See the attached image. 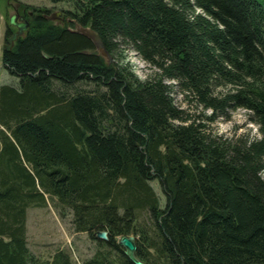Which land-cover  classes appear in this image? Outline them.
<instances>
[{"label": "trees", "instance_id": "obj_1", "mask_svg": "<svg viewBox=\"0 0 264 264\" xmlns=\"http://www.w3.org/2000/svg\"><path fill=\"white\" fill-rule=\"evenodd\" d=\"M51 1L71 3V24L109 54L125 45L153 70L140 79L123 60L106 63L87 35L34 7L1 56L19 86L0 85V264H30L27 209L48 198L96 240L82 264H133L117 244L130 233L145 264H264L263 5ZM173 84L199 116L176 105ZM239 108L259 137L207 131ZM51 261L73 264L63 250Z\"/></svg>", "mask_w": 264, "mask_h": 264}, {"label": "rangeland", "instance_id": "obj_2", "mask_svg": "<svg viewBox=\"0 0 264 264\" xmlns=\"http://www.w3.org/2000/svg\"><path fill=\"white\" fill-rule=\"evenodd\" d=\"M264 7V0H258ZM21 14L25 15L28 22L36 8H47V16L55 24L65 25L74 30L91 29L88 26L71 24L72 19L67 13L73 10L71 3L67 1L52 2L51 0H0V85L9 84L15 87L19 86V79L12 75L1 61L3 48L7 44L6 30L10 28L13 32L17 28L8 23L9 16L17 8ZM80 32V31H79ZM96 52L101 55L106 63L124 61L131 67L133 73L140 79H144L153 69L141 59L136 52L130 48L121 45L113 55L107 54L95 47ZM107 51V50H106ZM175 83V80H166ZM81 88H92V84L81 82L76 85ZM172 96L177 106L185 107L191 116H199L200 108H196L193 102L185 103L182 95L178 91V86L173 84ZM208 113L207 111H205ZM244 109L230 111L227 116H220L211 123H207V131L224 137L245 135L248 138L259 137L258 127L252 122ZM264 180V169L261 172ZM156 192L160 204L163 207L166 203V196L162 189L159 179L154 178L150 181ZM133 234V233H130ZM129 235V234H127ZM134 235V234H133ZM26 237L27 245L31 253L30 264H52V257L57 250L67 252L73 264H82L85 259L90 258L97 250V242L87 232L74 231L71 224V215L65 216L59 214L54 202L49 198L47 204L42 207H29L26 213ZM135 237V235H134ZM96 238V237H95ZM98 239V238H96Z\"/></svg>", "mask_w": 264, "mask_h": 264}, {"label": "water", "instance_id": "obj_3", "mask_svg": "<svg viewBox=\"0 0 264 264\" xmlns=\"http://www.w3.org/2000/svg\"><path fill=\"white\" fill-rule=\"evenodd\" d=\"M20 19H24L23 22H20V23L17 22V13L16 12H14L13 14H11L9 16L8 23L10 25L15 26L17 28V30L14 31L12 33V35L8 37L7 44L5 45V48H4L5 50H10L14 40H16V38L18 36L25 34L27 31L28 24H29L28 20L23 18V16H20ZM75 31H80V32L84 33L85 35H87L92 40V42L94 43L96 48L103 50L107 54V51H106L100 37L98 36V34L94 30H92V29L87 30L85 28V29H80V30H75ZM95 237L98 239H101V240H107L108 239L107 231H105V230L96 231ZM117 244L119 247L122 248L125 256L133 264H145L135 254L136 242H135V237L133 234L120 236L118 241H117Z\"/></svg>", "mask_w": 264, "mask_h": 264}, {"label": "flooded vegetation", "instance_id": "obj_4", "mask_svg": "<svg viewBox=\"0 0 264 264\" xmlns=\"http://www.w3.org/2000/svg\"><path fill=\"white\" fill-rule=\"evenodd\" d=\"M13 8H17V10L15 11L17 13V22H19V23L23 22L24 19H20V16H23V18H25L27 20L26 16L21 14V12L17 6H15Z\"/></svg>", "mask_w": 264, "mask_h": 264}, {"label": "bare ground", "instance_id": "obj_5", "mask_svg": "<svg viewBox=\"0 0 264 264\" xmlns=\"http://www.w3.org/2000/svg\"><path fill=\"white\" fill-rule=\"evenodd\" d=\"M49 18V17H48ZM72 30H74V29H72ZM75 31V30H74ZM121 62V61H120ZM110 65V64H109ZM179 108V107H178Z\"/></svg>", "mask_w": 264, "mask_h": 264}]
</instances>
